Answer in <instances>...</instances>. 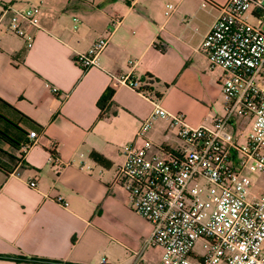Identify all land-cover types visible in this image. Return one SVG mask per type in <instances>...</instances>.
Masks as SVG:
<instances>
[{"label": "crops", "instance_id": "1", "mask_svg": "<svg viewBox=\"0 0 264 264\" xmlns=\"http://www.w3.org/2000/svg\"><path fill=\"white\" fill-rule=\"evenodd\" d=\"M226 1L0 0V116L27 141L36 133L23 154L0 139V264L160 263L150 224L115 182L121 146L138 142L154 95L192 127L222 114L221 71L208 68L199 48ZM31 6L40 9L37 27L24 25V38L2 32L12 9ZM113 16L120 22L108 30ZM99 38L107 44L97 67L81 70L74 57ZM146 75L148 99L115 82L127 76L142 85ZM0 128L19 136L1 118ZM143 138L157 156L184 147L161 118Z\"/></svg>", "mask_w": 264, "mask_h": 264}, {"label": "built area", "instance_id": "2", "mask_svg": "<svg viewBox=\"0 0 264 264\" xmlns=\"http://www.w3.org/2000/svg\"><path fill=\"white\" fill-rule=\"evenodd\" d=\"M216 8L199 50L209 69L221 71L222 114L209 125L192 127L182 114H168L137 91L152 108L136 132L138 142L121 146L115 182L123 186L129 206L150 224L148 244L161 249L159 264H264V195L250 194L248 177L264 176V0H227ZM172 10L167 5L163 15ZM11 12L2 32L24 38V25L37 27L39 6ZM119 22L113 16L108 30ZM106 44L99 38L73 63L84 71L97 67ZM26 46H32V38H26ZM115 82L135 91L140 87L127 76ZM154 118L175 128L184 144L180 151L150 153L152 144L143 134ZM238 118L248 120L243 136L231 130ZM27 137L32 142L20 154L36 133L29 131ZM27 185L33 188L34 181Z\"/></svg>", "mask_w": 264, "mask_h": 264}, {"label": "trees", "instance_id": "3", "mask_svg": "<svg viewBox=\"0 0 264 264\" xmlns=\"http://www.w3.org/2000/svg\"><path fill=\"white\" fill-rule=\"evenodd\" d=\"M151 80H152L151 76H149V75L144 76L140 80L141 82H143V84L142 85L140 84V87L136 91H140V92L148 95V92L150 91V88L148 85L151 83ZM111 94H112L111 91L107 92L105 95H103L104 96L103 100L109 99ZM157 98H158V96H156V95L153 96V100H156ZM97 104L100 107V102H98ZM0 118L7 125L14 127V129L16 131L18 130V133H19V136L16 137V136L8 133L4 128H0V139L2 141H4L5 143H7L8 145H10L11 147H13L14 149H16L17 151H19L21 148L26 146L28 144V141L26 138H22L24 136L23 132L20 131L18 128H16L13 124L8 122L7 120H5L3 117L0 116ZM25 137H27V134H25ZM0 169H2V168L0 167Z\"/></svg>", "mask_w": 264, "mask_h": 264}, {"label": "rangeland", "instance_id": "4", "mask_svg": "<svg viewBox=\"0 0 264 264\" xmlns=\"http://www.w3.org/2000/svg\"><path fill=\"white\" fill-rule=\"evenodd\" d=\"M260 29L264 32V25L260 27ZM235 130L236 132H240L243 136L246 133L248 127V120L244 118L235 119ZM248 177L251 181V185L249 188L250 194H254L256 197H262L264 195V176L258 174H248ZM199 244L195 245V249H199Z\"/></svg>", "mask_w": 264, "mask_h": 264}]
</instances>
